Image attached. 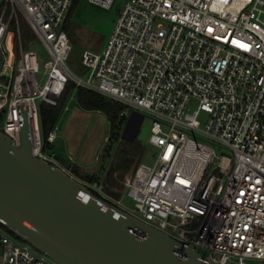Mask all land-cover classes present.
Wrapping results in <instances>:
<instances>
[{
  "label": "built area",
  "instance_id": "built-area-1",
  "mask_svg": "<svg viewBox=\"0 0 264 264\" xmlns=\"http://www.w3.org/2000/svg\"><path fill=\"white\" fill-rule=\"evenodd\" d=\"M74 3L0 0V129L19 145L26 106L33 155L70 173L71 156L67 167L44 151L40 102L57 105L73 81L125 104L126 120L133 110L149 114L155 163L141 162L125 181L138 214L116 206L205 261L264 264V0H127L106 46L83 52L87 77L67 63ZM20 17L46 58L24 47ZM0 264L58 263L0 223Z\"/></svg>",
  "mask_w": 264,
  "mask_h": 264
},
{
  "label": "water",
  "instance_id": "water-1",
  "mask_svg": "<svg viewBox=\"0 0 264 264\" xmlns=\"http://www.w3.org/2000/svg\"><path fill=\"white\" fill-rule=\"evenodd\" d=\"M20 110L19 145L0 129V223L7 229L58 264H217L33 155L26 106ZM146 116L131 111L122 138L134 142Z\"/></svg>",
  "mask_w": 264,
  "mask_h": 264
},
{
  "label": "rangeland",
  "instance_id": "rangeland-1",
  "mask_svg": "<svg viewBox=\"0 0 264 264\" xmlns=\"http://www.w3.org/2000/svg\"><path fill=\"white\" fill-rule=\"evenodd\" d=\"M76 1L65 23L71 44L67 63L74 74L87 77L90 69L83 63V52H99L106 46L118 14L127 0H116L111 8L97 6L88 0ZM20 22L22 40H28L29 48L46 58V50L30 24L23 17H20ZM195 106L196 102L193 101L187 112L188 117L195 115ZM127 108L124 104L123 110ZM146 115L137 139L129 142L121 134L126 121L121 124L119 119L112 121L103 110L85 108L79 102L77 91L71 89L60 113L58 140L48 143L42 135L44 151L55 154L58 159L66 157L69 160L71 156L82 172L94 173L101 178L98 183L103 186L100 191L103 198L114 205L121 200L122 206L137 215L131 192L125 190V181L135 173L141 162L151 165L155 163L157 148L150 142L152 118L149 114ZM206 117V113L200 115L201 119ZM62 165L67 166L65 163ZM70 173L77 177L72 171ZM247 264L261 262L248 260Z\"/></svg>",
  "mask_w": 264,
  "mask_h": 264
},
{
  "label": "trees",
  "instance_id": "trees-1",
  "mask_svg": "<svg viewBox=\"0 0 264 264\" xmlns=\"http://www.w3.org/2000/svg\"><path fill=\"white\" fill-rule=\"evenodd\" d=\"M76 2L77 1L75 0V3L67 16V19L69 18L73 8L75 7ZM23 41L24 47L29 48V41ZM71 89H75L77 91V97L79 98V102L85 108L97 109L100 111L103 110L107 113V115L112 121H116L119 119L121 124L126 121L125 117H120V112L124 108V104L122 102H118L113 98L105 96L104 94H99L98 92H95L83 86L76 87L75 82L70 81L65 91L63 92L62 99L57 105H52L46 101L41 102L39 105L40 127L41 134L43 136L47 137L48 133L52 131L56 125H58L60 113L62 111L64 103L66 102L67 95ZM59 160L61 161V163H65L67 167L71 166L70 161L66 157H60ZM71 170L72 173L75 174L78 178H80L83 182H100L101 178L99 176L94 173L82 172L77 165L71 167ZM92 192H94L97 196L101 197L102 199H106L103 198V196L99 192H96L94 190H92Z\"/></svg>",
  "mask_w": 264,
  "mask_h": 264
},
{
  "label": "crops",
  "instance_id": "crops-1",
  "mask_svg": "<svg viewBox=\"0 0 264 264\" xmlns=\"http://www.w3.org/2000/svg\"><path fill=\"white\" fill-rule=\"evenodd\" d=\"M57 140H58V137H57L56 141H57ZM56 141H55V142H56Z\"/></svg>",
  "mask_w": 264,
  "mask_h": 264
}]
</instances>
